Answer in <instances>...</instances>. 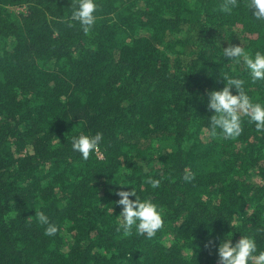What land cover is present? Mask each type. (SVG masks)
Returning a JSON list of instances; mask_svg holds the SVG:
<instances>
[{"label": "trees", "instance_id": "1", "mask_svg": "<svg viewBox=\"0 0 264 264\" xmlns=\"http://www.w3.org/2000/svg\"><path fill=\"white\" fill-rule=\"evenodd\" d=\"M96 2L85 33L76 0H0V264H220L225 234L264 250V133L207 135V93L247 80L223 48L264 50V26L246 0ZM245 87L264 102V82ZM98 132L87 160L73 151ZM131 187L163 209L151 239L118 231Z\"/></svg>", "mask_w": 264, "mask_h": 264}, {"label": "clouds", "instance_id": "2", "mask_svg": "<svg viewBox=\"0 0 264 264\" xmlns=\"http://www.w3.org/2000/svg\"><path fill=\"white\" fill-rule=\"evenodd\" d=\"M239 0H225L220 11L231 14L233 9L240 7ZM249 17L259 26H264V0H246L243 5ZM98 4L96 0H76L72 5L71 20L79 22L85 33H88L96 22ZM223 57L243 65L245 78L231 76L224 73V86L207 93V108L213 112L209 118L207 135L215 139L223 137L235 139L243 132L245 121L254 124L258 133H264V102L254 101L246 90V83L264 82V50L250 51L244 46L230 45L223 48ZM235 88V94H233ZM103 140L102 133L95 135H79L72 138V149L81 154L84 160L99 150ZM184 180L192 179L186 173ZM147 183L157 189L161 185L159 179L149 178ZM119 185H129L121 182ZM118 203L122 206L119 213L118 231L122 230L125 236L131 235L133 229L136 234L145 235L151 239L163 227V209L150 197H141L137 190H120ZM134 197V199L132 198ZM39 222L47 225L45 235L54 236L58 233V225L51 223L43 213H36ZM217 255L220 264H264V250L258 248L252 235H242L235 242L232 234H225L220 240Z\"/></svg>", "mask_w": 264, "mask_h": 264}]
</instances>
